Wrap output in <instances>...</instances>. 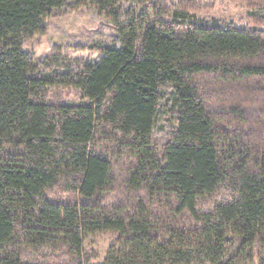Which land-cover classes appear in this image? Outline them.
Wrapping results in <instances>:
<instances>
[{
    "label": "trees",
    "instance_id": "trees-1",
    "mask_svg": "<svg viewBox=\"0 0 264 264\" xmlns=\"http://www.w3.org/2000/svg\"><path fill=\"white\" fill-rule=\"evenodd\" d=\"M211 1L0 0V264H264V0ZM84 8L97 63L23 49Z\"/></svg>",
    "mask_w": 264,
    "mask_h": 264
},
{
    "label": "rangeland",
    "instance_id": "rangeland-1",
    "mask_svg": "<svg viewBox=\"0 0 264 264\" xmlns=\"http://www.w3.org/2000/svg\"><path fill=\"white\" fill-rule=\"evenodd\" d=\"M176 1V0H175ZM199 12L203 21L220 19L240 24L248 10L243 3L233 0H212L210 5ZM46 32L26 40L23 49L36 59L52 55L66 60H84L97 63L102 54L100 49L115 41V31L110 22L95 10L84 8L63 16L50 18L45 23ZM65 103L76 106L81 103L79 95L70 92ZM111 234H97L85 240V248L99 254L97 264H102L106 251L114 243Z\"/></svg>",
    "mask_w": 264,
    "mask_h": 264
}]
</instances>
